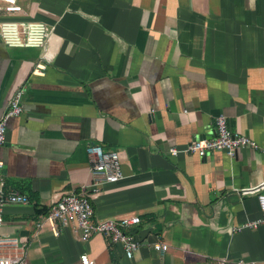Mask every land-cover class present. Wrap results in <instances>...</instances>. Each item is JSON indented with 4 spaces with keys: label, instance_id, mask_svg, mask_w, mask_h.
I'll return each mask as SVG.
<instances>
[{
    "label": "crops",
    "instance_id": "obj_1",
    "mask_svg": "<svg viewBox=\"0 0 264 264\" xmlns=\"http://www.w3.org/2000/svg\"><path fill=\"white\" fill-rule=\"evenodd\" d=\"M0 20L41 21L44 48L0 38V116L23 89L22 112L0 147L7 204L0 256L25 264H264V0H18ZM230 130L259 148L234 157L179 153ZM88 144L119 154L123 178L90 198L93 221L138 216L132 258L106 236L86 242L45 216L91 182ZM42 210V211H41ZM42 223L41 226L37 224ZM241 229H238L240 228ZM155 240L169 246L164 255Z\"/></svg>",
    "mask_w": 264,
    "mask_h": 264
},
{
    "label": "built area",
    "instance_id": "obj_2",
    "mask_svg": "<svg viewBox=\"0 0 264 264\" xmlns=\"http://www.w3.org/2000/svg\"><path fill=\"white\" fill-rule=\"evenodd\" d=\"M0 9L6 12H14L20 10V5L18 0H0ZM46 37V25L41 21L0 20V38L6 47L44 48ZM22 96V88L14 90L0 116V147L5 142L8 120L22 112ZM215 125L212 137H198L182 148L172 147L169 150L170 154L175 156L179 153H192L205 157L212 151L219 150L232 158L240 148H259V145L246 134L230 130L224 114H219L216 117ZM85 151L90 163L91 182L82 186L78 191L63 194L53 202L45 216V222L49 223L55 232L58 226H74L80 232V239L83 242L97 234L106 236L111 244L121 246L127 258H132L141 243L130 231L133 225L139 223L138 216L106 219L99 222L92 219L93 208L90 198L98 194L103 185L116 183L124 176L119 154L115 150H105L97 144L86 145ZM3 166V161L0 158V224L2 223V212L5 205L29 202L27 195L19 190L6 191L4 189L2 182ZM256 198L263 216L245 222L243 224L245 227H257L264 223V193H258ZM37 225L41 226L42 223ZM152 248L162 256L168 251L169 246L164 242L155 240L152 243ZM0 264H25V262L21 256H0ZM79 264L95 263L86 254H82L79 256Z\"/></svg>",
    "mask_w": 264,
    "mask_h": 264
},
{
    "label": "trees",
    "instance_id": "obj_3",
    "mask_svg": "<svg viewBox=\"0 0 264 264\" xmlns=\"http://www.w3.org/2000/svg\"><path fill=\"white\" fill-rule=\"evenodd\" d=\"M42 211V210H41Z\"/></svg>",
    "mask_w": 264,
    "mask_h": 264
}]
</instances>
